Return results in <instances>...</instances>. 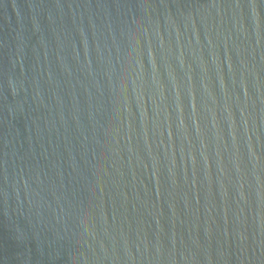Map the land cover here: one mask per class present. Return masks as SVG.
I'll list each match as a JSON object with an SVG mask.
<instances>
[{"label": "water", "instance_id": "95a60500", "mask_svg": "<svg viewBox=\"0 0 264 264\" xmlns=\"http://www.w3.org/2000/svg\"><path fill=\"white\" fill-rule=\"evenodd\" d=\"M0 264H264V0H0Z\"/></svg>", "mask_w": 264, "mask_h": 264}]
</instances>
